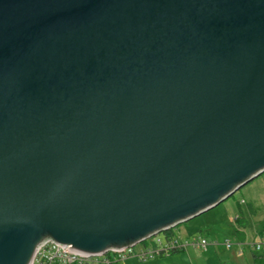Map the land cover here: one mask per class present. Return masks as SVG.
<instances>
[{
  "label": "water",
  "instance_id": "95a60500",
  "mask_svg": "<svg viewBox=\"0 0 264 264\" xmlns=\"http://www.w3.org/2000/svg\"><path fill=\"white\" fill-rule=\"evenodd\" d=\"M264 175V0H0V264L134 248Z\"/></svg>",
  "mask_w": 264,
  "mask_h": 264
},
{
  "label": "rangeland",
  "instance_id": "374dc122",
  "mask_svg": "<svg viewBox=\"0 0 264 264\" xmlns=\"http://www.w3.org/2000/svg\"><path fill=\"white\" fill-rule=\"evenodd\" d=\"M260 222H264V175L236 192L219 207L173 229L174 238L181 245L191 244L200 238L207 239L209 245L206 251L187 246L179 252L143 262L135 257L128 258L123 264H253V249L246 247L244 253H240L237 244L242 241L236 230H239L240 223L245 244L253 245L259 238L256 229ZM165 238V233L159 234L137 245L135 251L138 253L145 249V245L152 246L153 242ZM227 240L236 247L227 249ZM236 253H239L238 256Z\"/></svg>",
  "mask_w": 264,
  "mask_h": 264
},
{
  "label": "built area",
  "instance_id": "2783aa9c",
  "mask_svg": "<svg viewBox=\"0 0 264 264\" xmlns=\"http://www.w3.org/2000/svg\"><path fill=\"white\" fill-rule=\"evenodd\" d=\"M208 241L205 238L197 239L191 244H183L175 239H159L153 242V245H145V249L138 253L134 248H126L121 251H109L105 254L98 256H81L69 252L67 249L70 246H63L55 244L54 242H46L41 246L34 258L33 264H123L128 258L135 257L139 261L143 262L149 259L162 257L169 255L175 250H184L187 246H193L194 248L206 251L208 247ZM227 249L236 247L230 240L225 242ZM240 248V253H244V248L248 247L253 251H261L264 249V236L259 237L253 245H247L245 242L237 244Z\"/></svg>",
  "mask_w": 264,
  "mask_h": 264
},
{
  "label": "trees",
  "instance_id": "16d2710c",
  "mask_svg": "<svg viewBox=\"0 0 264 264\" xmlns=\"http://www.w3.org/2000/svg\"><path fill=\"white\" fill-rule=\"evenodd\" d=\"M249 208L251 209L252 206L250 205ZM260 225L258 226V228L256 229L257 232V236L258 237H263L264 236V222H260ZM239 226V227H238ZM237 227L239 228V230H236L239 239L243 242L245 241V234L243 232H241L240 228L242 227L239 223ZM165 236L167 239H172L174 237V233L173 230L167 231L165 232ZM181 250V249H180ZM180 250H175L172 253H176L179 252ZM252 261L253 264H264V249L261 251H252ZM220 264H226L225 262L220 263Z\"/></svg>",
  "mask_w": 264,
  "mask_h": 264
},
{
  "label": "crops",
  "instance_id": "0c3cea01",
  "mask_svg": "<svg viewBox=\"0 0 264 264\" xmlns=\"http://www.w3.org/2000/svg\"><path fill=\"white\" fill-rule=\"evenodd\" d=\"M236 254H237V256H238L239 253H236ZM239 257H243V256H239Z\"/></svg>",
  "mask_w": 264,
  "mask_h": 264
}]
</instances>
